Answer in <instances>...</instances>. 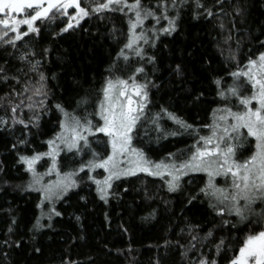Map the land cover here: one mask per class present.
<instances>
[{
	"label": "snow or ice",
	"instance_id": "1",
	"mask_svg": "<svg viewBox=\"0 0 264 264\" xmlns=\"http://www.w3.org/2000/svg\"><path fill=\"white\" fill-rule=\"evenodd\" d=\"M186 6L190 10L194 6L195 19L203 17L211 21L221 14L229 15L225 7L231 5L230 0H210V3L208 0H87L86 6L84 0H0V85L8 87V91L0 95V108L5 111V116H0V131L13 132L19 125L22 132L17 144H27L25 137L33 128H40L42 116L49 112V77L42 69L52 49L42 48L37 52L33 45V40L41 36V25H57L58 30L54 29L52 36L56 41L65 34L86 30L82 22L93 19L101 23L107 21L111 25L107 34L119 47L115 60L106 69L108 76L100 90L102 99L98 98L96 111L79 116L68 112L63 104L56 103L54 107L63 119L59 122L60 131L44 141L48 150L34 152L30 156L18 154L17 163L24 165V171L30 176L21 190L41 194L37 204L41 214L36 218L33 232L45 226L52 227L53 217L62 215L56 203L80 186L84 179L80 177L81 173L96 185L99 199L105 204L123 187L117 182L138 178L140 174L162 181L168 193H182L184 183L191 184L195 174L206 173L208 180L205 185L197 193H189L186 201L187 205L195 206L206 200L205 215L199 220L185 219L182 226L176 225L181 238L175 240L174 246L185 264H221V258L233 251L234 233L264 221V52L256 58L249 57L244 69L238 67L232 71L231 85L224 87L222 79L212 81L223 106L213 110L215 119L211 125H206L211 128L210 135H201L192 124L165 105L155 112L149 108L153 103L150 89L160 87L148 79L146 65H152L153 71L156 68V56L149 54V49L156 48L162 35L170 37L178 32L177 21ZM245 11V5L237 4L231 15L240 17L243 23ZM118 16L127 18L126 33L114 23ZM57 21L61 23L57 24ZM236 26L232 21L223 43L230 52L228 59L239 64L238 51L231 52V31ZM219 28L224 31L225 25L221 23ZM121 37H124L123 41ZM260 43L264 45V41ZM236 48H239V42ZM121 61L123 69L119 64ZM114 69L127 72V78L114 76ZM170 70L176 79H184L186 68L182 62ZM248 87L250 94L245 95L244 90ZM203 97L201 90L199 95H195V101L205 103ZM233 98L242 110L239 107L233 110ZM87 103L84 98L77 101L78 107ZM89 116L99 119L94 123ZM165 120L176 127L166 128L161 123ZM146 125H151L157 140L185 133L198 138L186 157L183 152L179 155L170 153L156 162L133 145L141 129L145 135H150ZM98 134L107 137V141L89 139ZM249 137L255 141V150L246 159L238 160L237 150L245 147ZM101 142L110 147L109 153L102 154L93 148L94 143ZM16 147L13 144V149ZM85 150L90 159L81 160L77 168L61 171L58 157L62 152L81 155ZM45 158L50 160V166L45 172H39L36 165ZM100 169L104 173L102 178L93 175ZM53 174L55 179L45 181L46 176ZM0 175H6L2 163ZM189 176L193 179L184 181V177ZM217 176H223L226 183L230 179V184L217 186L214 182ZM124 191L128 189L124 188ZM144 199L154 200L156 196L148 195L145 190ZM163 203L167 205L169 201ZM156 215L157 210L153 209L142 219L155 220ZM42 220H47V225L42 224ZM11 224H16L14 217ZM12 232L13 228L9 227L8 233ZM3 244L9 248L21 247L19 242L7 239ZM170 246H173L171 239L166 240L162 247L167 251ZM3 255L8 257L6 252ZM62 264L79 262L69 259ZM155 264H161V261L158 259ZM227 264H264V230L249 231L238 253H234Z\"/></svg>",
	"mask_w": 264,
	"mask_h": 264
},
{
	"label": "trees",
	"instance_id": "2",
	"mask_svg": "<svg viewBox=\"0 0 264 264\" xmlns=\"http://www.w3.org/2000/svg\"><path fill=\"white\" fill-rule=\"evenodd\" d=\"M84 3L86 6L87 0ZM237 4L246 6L243 23L240 22V17L231 15ZM230 5L225 7L229 15L221 14L211 21L203 17L195 19L194 6L191 10L186 6L177 21L178 32L170 37L162 35L156 48L149 49V54L154 53L156 56V68L153 71L152 65H146L148 79L160 86L150 89L153 103L149 108L155 112L161 105L169 107L192 124L201 135L211 134V128L206 125H211L215 119L213 110L223 106L216 96V85L212 81L222 79L224 87L231 85L233 78L230 73L238 67L244 69L249 57L256 58L264 52V45L260 43L264 41V0H230ZM126 21V17L118 16L114 23L120 25L126 33ZM232 21L237 26L231 31V52L238 51L239 64L228 59L230 52L223 43ZM60 23L57 21V24ZM82 23L86 30L65 34L56 41H53L52 36L54 29L58 30L57 25H41V36L33 40V45L37 52L42 48L52 49L42 69L49 77V112L42 116L40 128H33L25 137L28 140L25 145L17 144V138L22 132L19 125L13 132L0 131V163L6 170V175H0V264H62V261L69 259L78 261L79 264H155L158 259L161 264H185L174 246L175 240L181 238L176 225L182 226L185 219L199 220L205 215L206 200L195 206L187 205L186 201L189 193H197L205 185L208 180L206 173L195 174L191 184L184 183L182 193H168L162 181L140 174L138 178L117 182L123 187L118 189V195L107 204L99 199L92 182L83 181L56 205L62 215L53 217L52 227L45 226L39 231H32L36 218L41 214L37 207L41 194L21 190L30 176L24 171V165L17 163L18 154L30 156L34 152L48 150L44 141L60 131L59 122L63 119L62 114L54 107L56 103L63 104L68 112L79 116L96 111L98 98L102 99L100 90L108 76L106 69L119 51L117 43L107 34L111 27L107 21L101 23L93 19ZM221 23L225 25L224 31L219 28ZM123 39L121 37V41ZM181 62L186 73L183 80H178L170 69ZM119 64L123 69V62ZM113 75L127 78V72L115 69ZM201 90L204 92L205 103L195 101V95H199ZM7 91V86L0 85V95ZM244 94L246 95V91ZM82 98L88 103L78 107L77 101ZM237 102L233 98V110H236ZM0 116H5L2 108ZM91 117L93 116H89ZM161 123L168 129L176 127L168 120ZM146 127L150 135H145L144 129H141L133 140V145L141 148L148 158L156 162L170 153L179 155L183 152L186 157L198 138L194 134L185 133L157 140V134L151 130V125ZM242 131L246 133V130ZM97 136L105 138L103 134ZM97 136L90 140L97 139ZM13 144L17 145L16 149H13ZM251 144L252 140L248 138L245 147L237 150L238 160L246 159L252 154ZM73 154H60L58 160L61 171L64 170L63 163ZM85 155H89L87 150ZM50 163L47 158L41 160L36 165L37 170L45 172ZM190 179L193 177H184V181ZM223 179V176H217L214 182L221 187ZM18 185L21 187H17ZM124 188L128 191L125 192ZM145 190L148 195H155L156 199L145 200ZM163 201L169 203L165 205ZM153 209L157 210L156 219L143 220L142 217ZM13 217L16 219L15 225L11 224ZM76 217L80 219L77 220ZM41 223L47 225L48 221L42 220ZM9 227L13 228L11 234L8 233ZM260 230H264V221L253 223L250 229L234 233L231 243L233 251L221 258V264H227L232 255L238 253L249 231L254 233ZM6 239L19 242L21 247L5 246L3 241ZM169 239L173 241V246L165 251L162 246ZM37 248L40 249L39 252L36 251ZM5 252L8 257L3 255Z\"/></svg>",
	"mask_w": 264,
	"mask_h": 264
},
{
	"label": "rangeland",
	"instance_id": "3",
	"mask_svg": "<svg viewBox=\"0 0 264 264\" xmlns=\"http://www.w3.org/2000/svg\"><path fill=\"white\" fill-rule=\"evenodd\" d=\"M244 91H246V95L247 94H250V87H248V88H246ZM236 107H239L240 109H241V106H239L238 105V102L236 103ZM91 119H93V121H94V123L96 122V121H98V117H96V119L94 118V117H91ZM99 123H101L102 124V121H99ZM91 137H89V139H90ZM251 140H252V144L250 145V148L252 147V151H254L255 150V148H254V144H255V141H254V139H252L251 137H249ZM107 137H105V138H103V137H99V136H97V139H94L93 141H107ZM247 140H248V138H247ZM93 148H95L97 151H99V152H101L102 154H107V153H109L110 152V147H106L105 146V144L104 143H94L93 144ZM91 157H90V154L89 155H85V153L84 154H81V155H76L75 153L73 154V155H71L70 157H68V159H67V161L66 162H64L63 163V168H64V170H62V172L63 171H69V170H71V169H73V168H77L78 166H79V164H80V162H81V160H87V159H90ZM93 175H96V176H98L99 178H102V176L104 175V173H103V170L102 169H100V170H97V172L96 173H93ZM80 177H83L84 179L81 181V183L83 182V181H89L88 179H87V176L84 174V173H81L80 174ZM80 177H77V179L79 180L80 179ZM52 179H55V175L53 174L52 176H46L45 177V181H48V180H52ZM91 182V181H90ZM80 183V184H81ZM93 185H94V187L96 188V185L94 184V183H92ZM228 184H230V179L227 181V183H226V180L225 179H223L222 180V184H221V187H226ZM60 201H58L57 203H56V205L59 203Z\"/></svg>",
	"mask_w": 264,
	"mask_h": 264
}]
</instances>
